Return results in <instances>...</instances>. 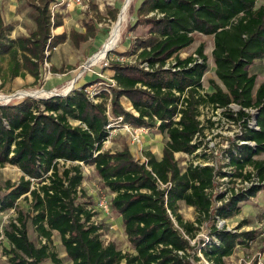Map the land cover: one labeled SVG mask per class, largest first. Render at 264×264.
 Listing matches in <instances>:
<instances>
[{"label":"trees","instance_id":"1","mask_svg":"<svg viewBox=\"0 0 264 264\" xmlns=\"http://www.w3.org/2000/svg\"><path fill=\"white\" fill-rule=\"evenodd\" d=\"M53 1L26 0L36 27L29 36L15 39L14 26L6 23L0 9L3 83L27 75L38 83L43 64L50 59L46 52L51 54L66 42L67 34L53 35L63 25L62 15L51 12ZM91 10L86 32L70 33L77 48L98 38V25L105 20L98 7ZM107 13L115 23L120 11L111 8ZM144 26L146 38L109 54L108 58L118 57L110 63L115 86L96 94L97 103L87 89L102 81L85 79L65 97L27 98L0 106V169L11 165L23 173L18 183L7 182L6 192L0 194V214L17 209L22 198L31 197L32 203V213L17 212L19 225L11 223L7 229L0 225L11 264H64L50 249L55 233L72 264H196L201 261L198 253L209 264H226L238 246L255 239L254 231L213 226L206 244L193 247L189 241L195 239L197 225L238 216L242 206L264 190V159L258 158L264 155V84L256 88L257 75L250 71L264 59V5L258 6L257 0H144L131 30ZM195 34L214 39L217 80L209 81L211 91L204 87L209 71L205 46L198 47L197 58L180 56L194 44ZM131 57L136 58L134 64L120 61ZM123 98L134 112L124 108ZM231 105L239 111L233 112ZM207 108L224 109L222 115L241 127L224 153L228 171L195 164L214 159L203 148L206 130L214 127L210 120H201ZM110 116L123 118L122 125L166 136L160 158L146 152L147 161L141 162L128 147L104 150ZM177 154L191 157L186 167L180 166ZM62 164L70 166L61 169ZM80 164L94 166L114 194L110 210L121 219L131 252L102 240L103 225L96 224L94 211L80 202L84 181ZM223 178L228 184L258 178L260 184L214 199L217 180ZM219 201L222 204L216 206ZM181 203L195 209L194 223L183 218ZM29 221L46 241L40 247L29 237Z\"/></svg>","mask_w":264,"mask_h":264},{"label":"rangeland","instance_id":"2","mask_svg":"<svg viewBox=\"0 0 264 264\" xmlns=\"http://www.w3.org/2000/svg\"><path fill=\"white\" fill-rule=\"evenodd\" d=\"M87 1V9L82 10L76 8V11H78L76 14L85 18L84 24L92 16L93 11L91 10V7L93 5L98 7L99 12L103 15V19H105L98 25L100 29L98 38H96L95 40L90 39L88 41L91 44L89 43L86 47V53L88 52L87 50H89L87 55H83L85 54L83 53L85 48H83L82 46L85 43L81 44L80 47L77 48L71 42L70 44L61 45L60 47L55 48L54 51L51 52V54L49 51H47L46 55L47 57L50 56V59L44 62L41 79L38 83H35V78L31 75H27L25 78H15L4 83L2 80H0V97L14 96L12 101L10 100V103H13L27 99L29 96L27 95L24 97H18L20 93L25 94L32 92H48L53 94H65V92H68L69 87L74 85L73 81L76 80L78 76L79 79L76 81V83L85 79L102 81L99 83H95L87 89L90 95L99 94L103 91V89H109L110 86H115V82L112 80L114 72L111 70L110 63L113 60H118L117 56L111 55V57L108 58L109 54H111L108 53L105 60L101 63L87 69L86 65L88 61L102 48L103 43L109 38L108 36L110 35L112 28L117 22H111L107 13L108 10L111 8H119V11L121 12L125 0ZM143 1L144 0H132L133 3L131 4L128 12V20L126 21L122 30L120 43L113 52L123 51L125 48H129L136 38L147 37L148 27L146 26L139 27L135 31L131 30V27L137 20V10ZM6 2L7 4L3 5L4 7L9 4V0H6ZM53 4L54 1L50 5L53 16L56 14L62 15V21L64 23V19L66 15H68L67 10L69 9L66 7H61L54 10ZM257 5H264V0H257ZM2 13L4 14L6 20L7 17H9L10 21L16 23V26L14 25V31L12 33V38L14 39L17 37L29 36L30 32L33 31L36 27L33 23L34 12L31 8L28 7L26 0H17V3H14V8H12L11 11L6 12L2 10ZM107 32H109V35L107 34ZM194 37V44L188 49L184 50L180 56H182V58L194 56L198 47L200 45H204L205 54L208 56L209 68L212 69L214 67L212 57V51L214 49L213 37H206L201 34H195ZM75 48L80 49V52H76ZM135 60V57L120 59V61L123 63L131 64H134ZM53 69H57L58 73H53ZM250 71L252 74L257 75L258 86L264 84V59L261 61H257L250 68ZM209 76L210 75L208 74L205 79L206 84L208 83V81H210V79L208 78ZM53 96L54 95H49L48 97ZM33 99L40 100V98L35 97ZM98 101L99 100H96V103ZM121 102L127 111H133L131 105L125 98H123ZM2 104L5 103L1 102L0 105ZM234 109L236 110L237 108ZM203 114L204 122L210 120L211 122L216 123L214 129H208L206 131V135L210 138L208 140L206 139V146L211 142V149L213 151L211 155L214 156L215 161L218 163L216 165H219L220 167H222V169H225L224 164H222L221 160L222 151L226 147L227 143L235 138L239 127L236 124L231 123V121L225 118L221 114V112L217 113L213 110H206L203 112ZM73 123L74 125H76L75 122ZM109 126H111L108 130L110 140H107L104 143V150L117 152L123 150L125 147H128L130 148L134 158L141 162L146 161V152H151L152 154L160 158L162 149L167 141L166 136L157 134V132L145 133L143 135L147 137V139H143L142 144L139 146L138 144L132 143L129 133L124 130L123 125L120 124L119 119H115L113 118V116H110ZM139 148L142 150H140ZM258 158L264 159V155ZM176 159L179 161L181 167H186V165L191 160V157L184 154H178L176 155ZM80 165L84 177L82 188L79 194L80 202L85 205H89L88 207L91 208L95 213L93 221L96 224L103 225L102 240L106 245H108L109 243L116 244L118 249L123 253L131 252L132 246L125 234L121 219L110 210V207L108 213L100 206V202L103 199H106L110 204L112 198L114 197V194L104 186L94 166L84 164ZM69 166L70 164H67L65 166L64 164H62L60 168L62 169ZM226 170L228 171V169H225L224 171ZM22 176L23 173L17 167L7 165L1 168L0 194H4L6 192L7 182L16 184L21 180ZM34 183V185L38 184V182ZM225 183H227V179H219L218 185L216 187L217 191L231 193L232 191H241L248 187L247 184L226 185ZM255 183H258V181H255ZM229 197L230 194L229 196H227V198ZM31 204V197L22 198L18 201L17 209L0 214V225L3 227V229L9 228L11 223L19 225L17 221V212L24 211L25 213H32ZM180 213L182 214L185 221L192 223L196 221L197 215L195 209L186 206L184 203H181ZM197 226L200 228L194 239L195 241H197L196 245L199 243L202 244L205 237L208 236L209 230H211L213 226H216L219 230L226 229L228 231H236L238 229L239 232L254 231L256 233L255 239L249 241L248 245L246 246H238L234 254L226 259V264H264V190L259 193L257 197L247 201L246 204L242 206L241 213L238 216L221 222L206 221L202 226ZM28 232L30 239L35 242L38 247L46 242L37 235L34 227L30 224V221L28 224ZM6 245H8V242L5 241L4 238L0 237V264H11L9 262L8 256L5 254ZM50 249L59 255L64 264H72V262L66 255L65 248L62 245L60 236L56 233L52 238ZM198 257L201 258V261H195L196 264H206L208 262L202 256V254L198 253ZM43 264L52 263L50 261H46Z\"/></svg>","mask_w":264,"mask_h":264},{"label":"built area","instance_id":"3","mask_svg":"<svg viewBox=\"0 0 264 264\" xmlns=\"http://www.w3.org/2000/svg\"><path fill=\"white\" fill-rule=\"evenodd\" d=\"M87 0H54V4H53V8H54V10L55 9H59V8H61V7H66V8H71V7H73V8H79V9H87L88 8V4H87ZM194 57H196L197 58V55H194ZM167 67H169V65H167ZM89 95H90V93H89ZM95 96L96 95H94V94H92V95H90V98L92 99V100H94V98H95ZM95 102H96V100H94ZM237 108L236 110L234 109V108ZM230 109L233 111V112H238L239 111V107L238 106H236V105H231L230 106ZM206 110H210V108H207V109H204V111H206ZM203 111V112H204ZM217 113L218 112H221V114L224 112V109H218L217 111H216ZM247 112H249V111H247ZM250 113L251 114H255L256 113V111L255 110H251L250 111ZM203 118H204V114H203V116L201 117V120L203 121ZM228 120H230V119H228ZM119 121H120V123H122L123 122V118H119ZM231 121V120H230ZM204 122V121H203ZM212 123H214V127H215V125H216V123L215 122H212ZM231 123H234V124H236L235 122H233V121H231ZM253 124H255V122L253 121ZM238 127H239V129H238V132H237V134H239L240 133V131H241V127H240V125H238V124H236ZM111 126H108L107 128L109 129ZM214 127L212 128V129H214ZM123 128H124V130L125 131H127L128 133H129V135H130V137H131V141H132V143L133 144H138L139 146L142 144V142H143V134H145V133H149V131L148 130H146V129H144V128H135V127H132L131 125H128V124H123ZM207 131V130H206ZM237 134L235 135V138L232 140V141H230L229 143H227V145H226V147L223 149V151H222V156H221V160H222V164H224V163H226V161L224 160V153H225V151L230 147V143L231 142H233L235 139H236V136H237ZM206 139L208 140V139H210L207 135H206V132H205V140H204V145H203V148H205L204 149V151L209 155V156H211V157H213L214 158V156H212L211 155V153L213 152L212 151V149H211V142L206 146ZM108 140H110V136L108 137ZM199 141L200 140H202L201 138H199L198 139ZM242 143H244V142H242ZM140 149V148H139ZM140 150H142V149H140ZM199 153L201 152V150H199L198 151ZM178 155V154H177ZM187 156V155H186ZM146 161H147V159H146ZM146 161H144V162H146ZM195 164L197 165V164H202V165H210V166H213V167H215L216 168V170H219L221 167L219 166V165H216V164H218L216 161H215V158L213 159V161H208V162H204V161H197V162H195ZM226 169V168H225ZM225 169H223V170H225ZM225 179H227V183H225L226 185H236V184H247L248 185V187L246 188V189H248L249 187H251L253 184H260V180L258 179V178H253V180L251 181V182H248V181H245V182H242L241 180H238L235 184H228V178H225ZM219 180V179H218ZM218 180H217V183H216V187H217V185H218ZM222 180V179H221ZM255 181H258V183H255ZM264 184V182L262 183V185ZM165 187V186H164ZM246 189H244V190H246ZM236 191V190H235ZM226 194V193H224V192H222V191H217V189H215V191H214V199H216V197H217V195L218 194ZM229 194L231 195V193H227V196H229ZM220 204H222V202L221 201H219V202H216V206H219ZM100 206L106 211V212H108L109 213V207H110V204L108 203V201L106 200V199H103L101 202H100ZM108 216V215H107ZM221 221H225V220H219L218 222H221ZM210 233H211V230H209V232H208V236L207 237H205V239L203 240L204 242H205V244H206V242L208 241V239H209V235H210ZM0 237L1 238H4L5 239V236H4V234H3V231L1 230V234H0ZM189 239V238H188ZM194 240V239H193ZM6 241V240H5ZM189 241H190V243H191V245L192 246H195L196 245V243H197V241H192L191 239H189ZM200 249V248H199ZM179 254L180 255H183V252H179ZM199 254H201V253H199ZM204 259V258H203ZM205 260V259H204ZM207 262V261H206ZM206 264H209L208 262L206 263Z\"/></svg>","mask_w":264,"mask_h":264},{"label":"crops","instance_id":"4","mask_svg":"<svg viewBox=\"0 0 264 264\" xmlns=\"http://www.w3.org/2000/svg\"><path fill=\"white\" fill-rule=\"evenodd\" d=\"M14 3H17V0H9V4L6 7H4L3 5L7 4L6 0H4V1L0 0V8L2 10L6 11V12H9V11H11L12 8H14ZM68 9H69V10H67V14L68 15H66L63 25L61 27L53 30V35H61L63 33L67 34L66 42L64 44H61V45H65V44H70L71 43V41H70V33H71L72 30H75V31H77L79 33H85L86 32V29H85V26H84V19L85 18H83V17L79 16L78 14H76L78 12V11H76L77 10L76 8L71 7V8H68ZM3 17H4V14H3ZM4 19H5V17H4ZM5 21H6L7 24H11L13 26L14 25L16 26V23L10 21L9 17H7V20L5 19ZM33 23H34V20H33ZM16 29H17V27H16ZM89 43L90 42H87V43H85L82 46L83 48H85V50L83 51V53H85V54H83V55H87V53L89 52V50H87L88 52L86 53V47H87V45ZM61 45H59L58 47H60ZM75 50L78 53L80 52V49H76L75 48ZM181 58H182V56H181ZM213 63H214V61H213ZM208 74L211 76V77L210 76L208 77L210 80H217L216 75H215V64H214V67L212 69L209 68L208 73L204 77V87H205V89L207 91H211L212 88L210 86L209 81H208L207 84L205 83V79H206ZM259 86L257 85L256 88H258ZM127 102H129V101L127 100ZM129 104L131 105L130 102H129ZM143 138L147 139V137H145V136Z\"/></svg>","mask_w":264,"mask_h":264},{"label":"bare ground","instance_id":"5","mask_svg":"<svg viewBox=\"0 0 264 264\" xmlns=\"http://www.w3.org/2000/svg\"><path fill=\"white\" fill-rule=\"evenodd\" d=\"M132 0H125L124 6L122 7V12L117 20V22L114 24L112 31L109 35V38L103 43L102 48L88 61L87 65H86V69L93 67L99 63H101L102 61L105 60L106 56L108 55V53H110V50L115 49L118 44L120 43L121 40V35H122V30L123 27L126 23V21L128 20V12L130 9V6L132 4ZM72 86L69 87V90L71 89ZM68 90V91H69ZM66 93V92H65ZM31 96V97H35V98H46L49 95H53V93H48V92H37V93H20L18 95V97L22 96ZM17 97V96H16ZM14 98V96H10V97H0V103L1 102H10V100L12 101V99Z\"/></svg>","mask_w":264,"mask_h":264},{"label":"water","instance_id":"6","mask_svg":"<svg viewBox=\"0 0 264 264\" xmlns=\"http://www.w3.org/2000/svg\"><path fill=\"white\" fill-rule=\"evenodd\" d=\"M121 12H122V9H121ZM121 12H120V14H121ZM120 14H119V16H120ZM119 18V17H118ZM114 51V49L112 50H110V53H112ZM79 79V76H78V78L76 79V80H74L73 81V86L71 87V90L70 91H68L67 93H65V94H58V93H55V94H53L54 96L53 97H65V96H67V95H69L73 90H74V88H75V83H76V81ZM28 98H34V97H31V96H28ZM48 98H50V97H46V98H40V99H48ZM11 102V101H10ZM10 102H6L5 104H2V106H4V105H8ZM1 106V105H0Z\"/></svg>","mask_w":264,"mask_h":264}]
</instances>
